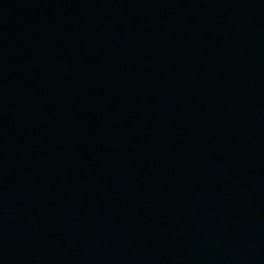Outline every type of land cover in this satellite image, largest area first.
<instances>
[{"label":"water","instance_id":"water-1","mask_svg":"<svg viewBox=\"0 0 264 264\" xmlns=\"http://www.w3.org/2000/svg\"><path fill=\"white\" fill-rule=\"evenodd\" d=\"M0 264H264V0H0Z\"/></svg>","mask_w":264,"mask_h":264}]
</instances>
